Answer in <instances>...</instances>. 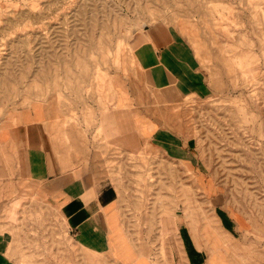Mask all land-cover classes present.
<instances>
[{"label":"rangeland","instance_id":"rangeland-1","mask_svg":"<svg viewBox=\"0 0 264 264\" xmlns=\"http://www.w3.org/2000/svg\"><path fill=\"white\" fill-rule=\"evenodd\" d=\"M155 27L191 47L204 94L167 100L139 74L138 36ZM36 105L69 131L70 149L53 143L76 174L116 187L128 238L154 258L176 215L192 233L195 215L222 212L248 232L244 218L248 248L264 245V0H0V127ZM139 113L150 136L134 134L139 147L109 130L124 114L141 126ZM159 129L176 141L152 144ZM52 201L46 181L0 151V248L12 264H110L79 246Z\"/></svg>","mask_w":264,"mask_h":264},{"label":"crops","instance_id":"crops-1","mask_svg":"<svg viewBox=\"0 0 264 264\" xmlns=\"http://www.w3.org/2000/svg\"><path fill=\"white\" fill-rule=\"evenodd\" d=\"M143 32L146 39L138 36L140 44L134 50L141 64L139 74L152 91L165 95L166 99L206 92L203 72L186 41L168 28L155 27ZM128 99L126 94L122 98L126 102ZM6 117L5 124L0 127V151L5 161L12 160L21 176L46 181L50 198L54 205H60L74 240L85 249L101 252L110 264H264V245L252 249L244 241L245 236L251 233L248 222L241 218L249 230L245 232L238 227V218L222 212L215 213L216 221L202 217L200 220L195 215L190 220L193 233L184 215H176L177 220L170 221L174 226H167L166 223L164 227L165 258L162 255L159 259L154 258L145 248L135 245L128 238L119 219L116 187L102 180L94 181L88 173L77 175V170H74L76 165L70 166L68 149L62 152L57 150L53 143L55 138L65 147H72L69 131L62 128L63 122H60L61 127L52 129V119L38 105L18 112L17 116ZM137 120L141 126L148 123L140 113ZM96 126L95 132L98 134ZM141 126L121 137L127 136L126 140L139 147L134 134L141 140L144 134L149 136V131ZM159 130H155L151 138L155 146L161 145L162 148L163 143L176 141L173 133ZM99 135L105 143L122 153L127 154L131 150V144L123 146L110 142L115 136H109L107 140L104 134ZM169 228L175 230L170 236L167 232ZM238 232H241V236ZM254 235L259 240L263 238V235ZM0 264H12L1 248Z\"/></svg>","mask_w":264,"mask_h":264},{"label":"bare ground","instance_id":"bare-ground-1","mask_svg":"<svg viewBox=\"0 0 264 264\" xmlns=\"http://www.w3.org/2000/svg\"><path fill=\"white\" fill-rule=\"evenodd\" d=\"M118 118V117H117ZM115 118V120L112 121L113 125L109 130L119 133L121 136L126 135V133H129V130L138 129L139 125L133 121L131 122V125L129 126V122L131 121L130 118L127 117V114H124L123 119L122 116L119 117L120 119ZM128 130V131H127ZM138 133V132H137Z\"/></svg>","mask_w":264,"mask_h":264}]
</instances>
